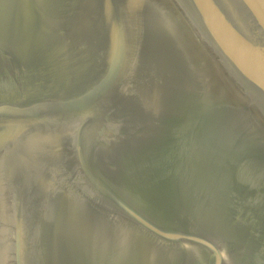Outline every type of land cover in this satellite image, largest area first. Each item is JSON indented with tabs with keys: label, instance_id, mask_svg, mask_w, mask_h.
I'll use <instances>...</instances> for the list:
<instances>
[{
	"label": "water",
	"instance_id": "1",
	"mask_svg": "<svg viewBox=\"0 0 264 264\" xmlns=\"http://www.w3.org/2000/svg\"><path fill=\"white\" fill-rule=\"evenodd\" d=\"M0 264H264V0H0Z\"/></svg>",
	"mask_w": 264,
	"mask_h": 264
}]
</instances>
